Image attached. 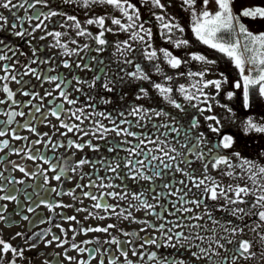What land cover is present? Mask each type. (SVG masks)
<instances>
[{"label":"flooded vegetation","instance_id":"1","mask_svg":"<svg viewBox=\"0 0 264 264\" xmlns=\"http://www.w3.org/2000/svg\"><path fill=\"white\" fill-rule=\"evenodd\" d=\"M146 1L147 0H128V3L134 6L140 13V10L142 12V10L145 9L144 3ZM22 2L23 0H13L14 4ZM138 2L139 5H136ZM29 3H34V0H29ZM213 3L208 5V10L215 12L216 9L213 7ZM49 4L54 10L75 16L77 20L81 22V27L85 30L88 29L89 26L86 23L88 19L98 17L105 18L108 16L107 14H101L103 12L99 5L94 6L90 4L85 7L79 0H77L76 3H65V0H49ZM27 7L28 5H25V8ZM201 9V0H196V11L199 12ZM48 10V8L42 5H37L35 8L29 9L27 13L24 8L12 9L11 12L7 9L0 8V14L8 17L10 22H17L16 17L18 16L20 18L18 25L22 24L24 29L32 32L33 26L39 21L32 20L29 22L26 16H31L38 12L46 13ZM167 12L173 19V23L178 24L180 28L184 29L180 31L176 28L177 32L174 35H187L188 41L189 38L192 40L196 37L192 31L191 9L181 4H176ZM19 30L20 27L18 26L14 31ZM99 30L98 28L97 31L93 32L92 36L79 35L75 23L67 20L66 16H56L44 21V26L36 30L32 36L25 38L13 36L7 26L0 29V40H3L10 48L16 50L15 54H13L12 51L0 53L11 57L9 60H0V76L5 75L3 69L5 65H9L13 70L10 74L16 75L17 79L22 78L24 81H30L28 88L24 89L25 91L34 90L43 96L46 90H51L56 87V83L51 82H44L41 86V82L37 81L34 76L22 75L25 66L30 64L32 68L36 69L43 76L59 75L61 78H66L65 83H69L70 86L65 90L69 93L70 99L77 100L75 105H69L64 102L63 98H59L58 91L53 92V96L44 97L41 113L31 116L30 113H32L34 109L27 104V102L31 100V97H26L19 93L21 85L11 80L7 81L10 89L17 93L15 99L19 102L20 106L17 107L13 105L10 108L9 105L11 101L0 104V129L4 128V121L8 119L6 115L8 111L15 110L25 113L23 117H15L12 123L7 126L8 135L0 137V174L12 180V183H8L7 179L0 181V187L7 188V194L16 197L15 200H0V215L6 217V219L0 220V238L10 243L13 247L23 248L24 258H17L16 264H45L46 260L50 261V264L51 261H58V264H78L79 261H85L88 262V264H99L101 259H103L104 264H109L110 257L116 258V264H127L125 258L117 251V245L103 243L111 238L109 234L89 232L85 235L80 231L81 228L106 227L109 224H114L116 227L110 229L111 236H114L122 242L127 239H136V237L129 238L123 236L122 231L138 233L140 238L158 237L160 235V233L153 231L151 228L141 232L140 229L146 227L144 224L134 223L131 220H124L114 214L105 213L101 210L92 208L94 201L84 197L81 189L77 187L78 184L87 185L90 179L97 180L98 176L105 177L106 175H112L111 173L106 174L104 165L99 163L100 160H111L117 155L121 158H127L128 154L124 151H119L118 153H110L108 151V148L112 147L114 143L125 140L131 141L132 144L136 143L133 137L124 135L117 136L113 131L104 133L106 138L100 139L98 138L99 133L93 135V133L96 132L97 124L103 125L104 128L108 129H112L116 124H119L121 128L140 134L141 132H154L155 129L153 125L169 124L187 129L189 127V118L195 117L199 121V127L192 130V135L196 136V134L200 132L205 134L208 140L207 146L203 147L205 153H207L209 149H212V145L218 143L223 135H231L234 139L232 147L229 149H223L222 147L220 149H212V155H216L218 152L219 155L230 159L233 165H239L241 160L234 155V153L238 152L240 157L251 159L258 164H264V137L258 136L252 131H243L241 129L243 126L242 120L245 124L249 119L255 122H257V119L258 121L264 120V107L254 103L255 98L251 97L254 93L252 87L249 89L247 106H245L244 103L242 108L241 103L238 101L235 104L238 110H232V108H229L231 105L226 104V106L231 109V111L228 109L227 114L234 112L235 116L231 117L230 121L223 123L225 116L222 113H213L212 101L214 98L205 99L202 95L204 88L210 86L204 87V82L207 81V74L222 73V75H224L225 70L217 71L204 64L198 65L196 63H189V60H185L183 56L189 54L190 58H192L193 53L191 51L186 53V51L175 52L174 50H167L183 61L178 68L173 69L167 64L163 57V49H155L153 47V41L156 42L153 37L152 42H150L152 47L150 50H156L158 56L151 62L143 56V49H135L131 39L126 40V38H124L123 41H119L118 35H111L110 32H105L104 39H106L107 44L102 46L103 51L97 52L96 49L101 46L96 43L93 36L98 35ZM54 32L61 33L60 41L67 45V52L71 54H65L66 50L64 48L50 47V45L55 44L56 38L53 35H48V33ZM42 36L45 37V39H41ZM26 41H30L31 46ZM73 41H75V43H73ZM124 41L131 44L134 51L128 52L123 49L118 51L116 47L117 43ZM85 45H87V48L84 47ZM202 45L204 44L202 43ZM3 47L4 44H0V48ZM32 47L37 49L41 59L51 58L50 63L31 64L29 58L35 59V57H32ZM204 47L206 51H210L211 49H209L207 45ZM213 51L216 54H220L225 60V55L223 53L216 50ZM22 53H27V55H23ZM125 59L131 60L133 63H124ZM17 61H19V63H17ZM64 61H68L71 68L63 67ZM78 64L81 65V67H77ZM137 64L148 71L150 75L148 81L135 79L127 75V73L135 70ZM84 65L88 67L85 68L83 67ZM155 65L160 66L162 73L154 71ZM190 73H203V76L191 75ZM166 76H170L172 79L169 81L165 79ZM73 77L79 78L82 82L77 83ZM97 77H99V79H97ZM121 77L123 78L121 79ZM193 78L195 81H193ZM109 81L115 82L114 84H109L110 87H113L112 92H107L104 88V84ZM211 81H213V79H211ZM4 83L5 81H0V100L6 99L5 93L2 91V85ZM155 83L170 87L172 91H175L176 88H180V86L186 89H192L190 94H193L195 98L191 101H187L190 105L186 108L179 99L172 97V99L182 105L183 111L168 103L169 106H173L175 109L173 107L170 108L166 105L164 98L154 87ZM240 83L243 86V82ZM90 85L94 86L90 87ZM33 86H35V88H33ZM189 86H191V88ZM75 89H82V91H76ZM142 89L147 90L146 95L141 91ZM220 89L222 90V86ZM53 97H57V99H53ZM104 100L108 102H102ZM32 104L39 105V100H33ZM55 104H63L65 109V111L60 114V120L50 115V109ZM221 104L225 106V103ZM209 106L211 108L210 111L207 110ZM136 107L150 110L154 109L156 111L149 112L144 117V120L138 121V117L129 114L131 110ZM81 108L84 109V116H82L83 123L71 117L69 112V110L75 112L77 109ZM201 109L205 110L200 111ZM157 111H163L168 115L157 116ZM101 113H103V115H100ZM77 114L79 115V113ZM45 116L47 117L46 119ZM211 116H215L219 119V125L216 124V121L207 119V117ZM107 117H111L112 119ZM173 117L176 119H173ZM61 120L69 124H77L79 127L87 130L89 134L84 135L83 132H72L67 135H61V133L66 132V129L60 127ZM112 120H115V124ZM124 120L130 123H122ZM29 121H31L30 127L37 130L35 133L24 127L25 123ZM137 124H139V126H137ZM211 127H219V133L211 132ZM13 129L16 130L19 136L27 137V139H13L11 135ZM166 130L167 129L161 128V131ZM45 133L47 136L44 135ZM172 137H175V133L170 134V138ZM49 139H51L53 143L63 146L55 150L51 148V145L46 147L45 144ZM153 139H155V137H153ZM180 139H183V136H181ZM5 140L8 141L9 147L7 148L2 145V142ZM37 141L43 142L37 143ZM69 141H75L80 144H86L90 141L93 145L99 147V151H93L88 147H84L82 151L77 150L69 146ZM128 146L127 144L121 145V147ZM148 147L154 148L157 147V145H149ZM29 149H31L33 153L52 159L53 164L59 162L60 166H63L64 161H70L72 165H75L81 159H87L90 163L85 164L83 168H78L75 172L71 170L65 172L61 175V179L57 181L52 179V177L59 174V168H57L56 172H52L48 170V165L44 164L41 160H29L27 158ZM16 150H19V153H17ZM189 158L194 162L190 167H187V171L191 172L193 169L203 168L201 161L195 160L194 157ZM13 163H15L16 167H13ZM19 167H24L29 174L25 175L20 172ZM41 169L46 171L49 178L47 184L44 182L42 174L37 175V173L41 172ZM228 171H234L237 177L241 174L239 167L229 169L225 165H220L218 169H212L210 167L209 175L215 177L217 181L225 186L230 184H239L241 186L245 184L250 185L251 182L247 180L246 177L233 178L225 174ZM81 175L84 176L83 180H81ZM169 178H171V174H169ZM181 179H185V177L180 173H176L175 180L178 181ZM21 181H23V183H21ZM113 182L118 185L121 184L120 180H115ZM105 183H108V181L105 180ZM128 184L130 185V193L131 191L140 189V185H143L145 188L152 187V185L146 181H141L140 184L129 181ZM155 184L159 186L161 181L157 179ZM175 186L179 187L180 185L176 184ZM53 189L56 191H52ZM83 191H91L99 195L101 191L119 192L120 189L84 188ZM155 191H162V188L157 187ZM196 191L195 188L192 189L193 193ZM5 194L4 191H0V196H4ZM74 196L76 197L75 199L73 198ZM146 198L152 204H159L169 211H175V209L171 207V202L175 201L176 197L161 198L157 201L153 199V193L148 192ZM196 198L197 197L193 195L189 196V199ZM252 199V196L246 197L247 201H251ZM104 202L111 205H119V208H128L129 203H136L131 199V194L127 200H116L111 197H105ZM207 204L212 208L214 205H224L225 201L222 199L216 202L209 200ZM60 205H70V207H62ZM239 206L247 208L248 204L228 205V207ZM189 207L193 206L189 205ZM29 208L34 210L29 211ZM119 208L117 209L118 211ZM78 209H87L88 211H78ZM203 210L204 208L202 205L196 212L202 213ZM131 211L137 220L147 219L157 224V226L165 222V219H175V217L167 216V213L163 212L160 207L155 209L156 212L161 213L162 218L160 219L156 216L148 215L143 210L137 211L136 208H132ZM89 212H93L95 215L89 216ZM180 215L183 214L181 213ZM213 215L221 220L222 223H227L228 220H232L235 225L243 227V232L232 237V239L237 242L241 240L251 241L252 251L256 253L255 257L260 261V264H264V256L261 255V253L264 252V245H262L260 236L258 235V233L264 232V222H259L254 214L246 215L242 219H237L236 217L229 216L227 212L220 211H213ZM24 216H27L28 219H23ZM97 216H105L108 218L97 219ZM68 217H75V220H68ZM206 219L207 217H205V220ZM201 223H204V221H201ZM258 224L259 227L257 226ZM245 225L247 226L245 227ZM208 227H213V225L209 223ZM61 229L64 231H61ZM73 229L76 231L74 232ZM246 229L247 231H245ZM253 229H256V231H253ZM17 233H23L24 235L16 236ZM247 233L251 236L246 237ZM54 236L58 237L59 241L53 240ZM13 237L15 238L13 239ZM73 237H75V239H73ZM65 240L68 242L65 243L63 247L57 246L59 242ZM97 240L100 241L99 244L96 243ZM49 241H52L51 245L46 246ZM86 241H92V243H85ZM32 244H36L37 246L32 248ZM74 244L79 245L80 248L92 250V255H89L87 251L81 253L73 248ZM121 247L127 251V259L133 261L134 264H140V261L138 255L134 256L132 254L133 247L144 253L153 251H173L172 249L165 250L163 248L157 250L155 246H146L144 249H140L139 243L135 245L123 243ZM228 247L232 248L233 245H228ZM97 248L101 249V251L97 252ZM65 253L67 256L73 258L72 261L65 258ZM8 255L11 256V253ZM145 260H147V256H145ZM242 264L249 263L243 261Z\"/></svg>","mask_w":264,"mask_h":264},{"label":"snow or ice","instance_id":"2","mask_svg":"<svg viewBox=\"0 0 264 264\" xmlns=\"http://www.w3.org/2000/svg\"><path fill=\"white\" fill-rule=\"evenodd\" d=\"M77 0H65V3H76ZM79 2L87 7L93 3L108 4L116 7L123 16L127 17L129 23L122 24L120 19H113L112 23L119 25L122 30L127 31L132 28L135 29L137 25L135 20L139 18L138 11L128 3V0H79ZM152 2L160 7L164 8V5L161 3V0H152ZM183 5L191 9L192 17V31L194 32L196 38L201 41L204 45H207L209 48L214 49L220 53H223L231 61L234 62L235 67L239 70L240 75L243 80V96L245 101V106L249 99V89L253 86H258L259 94L264 97V32L259 34H254L250 31L245 23L241 22L243 18H251L252 20L261 19L264 20V6H238L236 10H233L234 0H215L216 11L212 12L208 10L209 0H201L202 9L201 11H196V0H182ZM25 5H28L25 8ZM37 5H42L43 7L48 8L49 10L45 12L34 13L31 16H26V19L31 22L32 20L39 21L33 26L32 32H29L27 29H24L22 24L18 25L20 18L17 16V22H10L9 18L0 14V29L7 26L11 34L15 37L25 38L32 36L33 33L44 26V21L51 19L56 16H66L67 20L73 21L76 28L78 29L79 35H89L91 33L87 32L84 28L81 27V22L77 20L75 16L67 15L61 11L54 10L50 4L49 0H34V3H29V0H23L22 3L14 4L13 0H0V8L7 9L9 12L12 9L24 8L27 13L29 9L35 8ZM131 13V14H130ZM157 19L163 21L164 17L157 16ZM88 25L95 24L100 29L98 35L93 36V39L96 43L101 46L96 49L97 52L103 51L104 45L107 44L106 39H104L105 32H110L112 29L105 28V18H90L86 22ZM20 27L19 31H14ZM163 27L169 30L177 28L180 31H183V28H180L178 24L164 23ZM140 32H144L145 35H139L137 32L133 33V39H139L141 42H146L145 37H151V31L145 30L143 25H139ZM48 35H53L56 38L55 44L50 45V47H59L66 50L65 54H71L67 52V45L61 43L60 41V32L48 33ZM242 38V39H241ZM45 39V37H41ZM30 45V41H26ZM75 43V41H73ZM175 46L180 47L182 44H187V41H175ZM0 44H4L3 48H0V53H7L12 51L15 54V49L10 48L3 40H0ZM31 46V45H30ZM87 48V45L84 46ZM117 50L121 51L126 50L128 52L134 51L131 44L127 41L119 42L116 45ZM151 45L145 48L142 51L143 56L151 62L153 59L157 58L158 53L156 50H150ZM163 57L165 58L168 65L171 68L176 69L182 64V60L177 56L173 55L170 51L162 50ZM247 53V55H246ZM27 55V53H22ZM78 54V53H76ZM32 57L31 64L36 63H50L51 58H43L39 56L37 49L32 47ZM9 57L6 54H0V60H9ZM192 59L203 61L205 63H213V61H206L203 55H193ZM19 63V61H17ZM124 63L131 64L133 61L125 59ZM251 63L254 66L259 68V72L255 77H251L245 74V64ZM63 67L71 68V65L68 61H64ZM81 67V65H77ZM83 67L87 68V65ZM3 71L5 72L4 76H0V81H5L2 85V91L6 95L5 100H0V104H5L11 101L9 107L13 105L19 107V102L15 99L17 95L16 92H13L7 81L11 80L15 83L21 85L19 93L31 97V100L27 102L34 111L30 113L31 116H35L37 113H41L43 107V100L46 96H53V92H59V98H63L64 102L69 105H75L77 100L69 98V93L65 90L70 86L69 83H65L66 78H61L59 75L56 76H43L36 69L32 68L31 65H26L25 70L22 75L34 76L37 81L41 82V86L44 82L56 83V87L51 90H46L44 95L41 96L39 92L34 90L25 91V88H28L30 81H24L22 78L17 79L16 75L10 74L13 70L9 65H5ZM54 71V69H53ZM154 71L157 73H162V69L159 65L154 66ZM191 74V73H190ZM128 76L135 79H142L148 81L150 75L142 66L136 65L133 72L127 73ZM191 75H200L203 76V73H195ZM123 77H121L122 79ZM77 83H81L77 77H73ZM99 79V77H97ZM165 79L171 80L170 76H166ZM226 82V80H225ZM114 81H109L104 84V88L107 92H112L113 87H110L109 84H114ZM209 85H214L217 92H219L221 87L220 80L214 81H205L204 87ZM94 86V85H90ZM154 87L158 90L160 95L172 104L175 108L183 111L181 104L177 103L174 99L171 98L170 93L172 89L167 86H163L160 83H155ZM241 83L237 82L235 88H241ZM35 88V86H33ZM76 91H82V89H75ZM147 94L146 89H142ZM180 91L185 93V99L191 101L195 97L193 94L188 93L187 89L183 86H180ZM199 91V89H198ZM229 99L232 98L233 93H227ZM57 99V97H53ZM33 100H39V105L32 104ZM107 103V100L102 101ZM90 106V105H89ZM195 107V105H194ZM201 109L200 111H204ZM207 110H211L210 106ZM65 111L63 104H55L50 109V115L55 117L57 120H60V114ZM151 111H156L154 109H144L142 107H136L131 110L130 115L138 117L139 120H144V117ZM231 111V109H229ZM70 116L76 120L81 121L82 116H84V109H77L75 112L69 110ZM79 113V115L77 114ZM8 119L4 121V128L0 129V137L8 135L7 126L10 125L15 117H23L25 113L23 111L10 110L6 113ZM100 115H103L101 113ZM156 115H168L163 111H157ZM47 117L45 116V119ZM112 119L111 117H107ZM173 119H176L173 117ZM209 120L216 121V124L219 125L220 121L217 117L211 116L207 117ZM115 124V120H112ZM30 123L26 122L24 127L27 130L35 133L37 130L33 127H30ZM122 123H130L127 120L122 121ZM139 126V124H137ZM60 127L66 129V132L61 133V135H67L68 133L83 132L84 135H88V131L79 127L77 124H69L65 121L60 122ZM199 127V121L195 117L189 118V127L187 129L183 127H175L174 125L163 124V125H153L155 129L154 132H141L137 134L136 132L130 131L128 129L121 128L119 124H116L112 129L104 128L103 125L97 124L96 132L93 135L99 133L98 138L104 139V133L113 131L117 136L124 135L127 137H133L136 140L135 144H132L131 141H121L119 143H114L112 147L108 148V151L119 152L124 151L128 154L127 158H121L119 155L113 157L111 160H100L99 163L104 165V170L107 173H111V176L106 175L105 177H97V180H91L87 185L78 184L77 187L81 189L84 197L94 201L92 208L101 210L105 213L114 214L118 217H121L124 220H131L134 223H141L146 225L145 228H141L140 231L144 232L147 229L151 228L153 231L160 233L158 237H148L140 238L138 233L135 232H123L122 235L125 237H136V239H127L126 241H120L119 239L111 236L110 229L116 227L114 224H109L106 227H89L87 229L81 228L85 235L89 232L96 233H105L110 235V239L104 241L106 244L117 245V251L120 252V255L125 258L127 264H134L133 261L128 260L127 251L121 247L123 243L135 245L136 243L140 244V249H144L146 246H155L157 250L163 248L165 250L172 249V252H148L144 253L138 251L135 247L132 249V254L134 256H139L140 264H242L243 261H247L256 256V253L252 251V242L241 240L234 241L232 237L243 232V227L235 225L232 220H228L227 223H222L221 220L217 219L213 215V211L227 212L229 216L236 217L237 219H242L246 215L254 214L259 222H264V164H258L255 161L240 157V154L234 153V155L241 160L239 165H233L231 160L227 157L219 155L217 152L216 155H212V149H229L234 143V139L231 135H223L220 138V141L212 145V149H209L207 153L203 151V147H206L208 140L203 132L197 133L196 136L192 135V130ZM245 127L247 130H254L256 132L264 133V125L259 124L252 119L247 120ZM161 128L167 129L166 131H161ZM102 129V131H101ZM211 132L219 133V127H211ZM175 133V137L170 138V134ZM13 139H27V137H21L16 133V130L13 129L11 132ZM47 136V134H44ZM183 136V139L180 137ZM155 137V139H153ZM43 141H37L41 143ZM122 144L129 145L128 147H121ZM3 147H9L8 141L2 142ZM51 145L53 150L57 149L60 146L57 143H53L51 139L47 141L45 146ZM149 145H157V147L151 148ZM69 146L74 147L77 150H83L84 147H88L93 151H99V147L93 145L90 141L86 144L76 143L75 141H69ZM19 153V150H16ZM189 157H194L195 160H199L203 164L202 169H193L191 172L187 171V167H190L194 162ZM27 158L29 160H41L44 164L48 165V170L56 172L59 168V174L52 177L59 181L61 175L65 172L71 170L75 172L78 168H83L85 164L90 163L87 159H81L75 165H72L70 161H64L63 166H60L59 162L53 164L52 159L46 158L43 155L33 153L31 149L28 150ZM220 165H225L229 169L239 167L241 174L237 177L234 171H228L225 174L233 178H245L251 183L241 186L236 185H222L215 177L209 175V168L218 169ZM13 167H16L13 163ZM19 171L28 175L29 173L25 170L24 167H19ZM150 173V174H149ZM180 173L185 179L176 181L175 174ZM43 175L44 182L47 184L49 178L46 174V171L41 169V172L37 175ZM171 174V178H169ZM84 176L81 175V180ZM8 180V183H12V180L0 174V181ZM159 179L161 184L157 186L155 181ZM105 180L108 183H105ZM120 180L121 184H115L113 181ZM129 181L136 182L140 184L141 181H146L152 185L151 188H145L143 185H140V189L136 191H131ZM23 183V181H21ZM179 184V187L175 185ZM157 187L162 188V191L156 192ZM84 188H119V192H105L101 191L99 195L91 191H83ZM195 188L197 191L192 192V189ZM0 191H4L6 194L0 196V200H15L16 197L13 195H8L7 188L0 187ZM52 191H56L53 189ZM148 192L153 193V199L159 201L161 198L167 197H176V200L171 202V207L175 211H169L166 208H163L162 205L152 204L146 198ZM71 194V193H70ZM131 194V199L136 203H129L128 208H119V205H111L105 203V197H111L116 200H127ZM196 196V199H189V196ZM252 196L251 201H247L246 197ZM76 198L75 196L73 197ZM224 200V205H214L212 208L209 207L207 201L216 202L218 200ZM248 204L247 208L243 207H228V205H240ZM192 205L193 207H189ZM203 205V212L197 213L196 210L200 209ZM62 207H70V205H60ZM157 207L162 208L163 212L167 213V216L175 217L174 220H167L165 222L157 224L145 220H137L131 209L136 208L137 211L143 210L148 215L156 216L158 219L162 218L161 213L156 212ZM119 208V211L117 210ZM29 211L34 209L29 208ZM78 211H88L87 209H78ZM183 215H180V214ZM95 213L89 212V216H94ZM205 217L207 219L205 220ZM97 219H105L108 217L97 216ZM6 217L0 215V220H4ZM23 219L27 220L28 217L24 216ZM68 220H75V217H68ZM204 221V223H201ZM211 223L213 227H208V224ZM247 225H245L246 227ZM259 227V224L257 225ZM61 231H64L61 229ZM75 232L76 230L73 229ZM256 231V229H253ZM23 233H17L16 236H23ZM40 235V234H37ZM262 245H264V232L258 233ZM15 237H13L14 239ZM75 239V237H73ZM53 240L59 241L58 237H53ZM27 242V240H26ZM68 241H62L57 244L58 247H63ZM52 241L48 242L50 246ZM85 243H92V241H86ZM97 244L100 243L99 240L96 241ZM228 245H233L232 248H229ZM37 245L32 244L31 247L35 248ZM73 248L77 249L81 253L87 251L89 255H92V250L86 248H80L79 245H73ZM97 252H100L101 249L97 248ZM11 253V256L8 254ZM264 256V252L261 253ZM147 256V260H145ZM24 258V250L20 247H13L10 243L4 241L0 238V264H16V259ZM65 258L69 261H72V257L67 256L65 253ZM45 264H50V261L46 260ZM51 264H58V261H51ZM78 264H88L85 261H79ZM99 264H104L103 259L100 260ZM109 264H116V258H109Z\"/></svg>","mask_w":264,"mask_h":264},{"label":"rangeland","instance_id":"3","mask_svg":"<svg viewBox=\"0 0 264 264\" xmlns=\"http://www.w3.org/2000/svg\"><path fill=\"white\" fill-rule=\"evenodd\" d=\"M182 1V0H181ZM177 1V0H161V3L164 5V8L161 9L160 7L156 6L152 0H147L144 3L145 9L140 10L139 18L135 20V24L137 27L135 29H128L127 31L122 30L119 25H115L112 23L113 19H120L122 24H128L129 21L127 17L123 16L122 13L114 6L108 5V4H100V3H93L94 6L99 5L101 8V11L103 13L101 14H107L108 16L105 17V27L112 29L110 31L111 35H118L119 41H123L124 38L126 40L131 39L135 49H145L148 47L149 43L152 41V37L155 39L156 42L153 41V47L155 49H163V45L167 46L169 49H173L175 52H181L186 51V53H189L190 51L193 53V55H203L206 59V61H213V63H205L203 61H198L195 59L190 58L189 54H186L183 56L185 60H189V63H196V64H204L206 66H209L213 68L214 70L221 71L225 70V74L222 75V73L219 74H210L208 73L206 76L207 81H211V79L214 80H220L222 90L220 89L219 92H217L214 85H210L207 88H204L203 91V98H214L212 101L213 105V113H222L225 116V120L223 123L230 121L231 117L235 116V113L227 114L228 109L232 108V110H238L237 105L235 104L239 101L241 103V107L243 108L244 96H243V86L239 89L235 88V85L237 82H243L242 77L240 75L239 70L235 67V64L233 61H231L227 56H225V60L221 57L220 54H216L213 50L210 49V51H206L205 45H202V42L198 39L196 40V37L192 40L187 35H174L177 32L176 28H173L171 30V34H169V30L163 27L164 21L166 19H170L166 13L168 10L173 8L176 4L183 5V2ZM215 1V0H214ZM170 3V4H169ZM136 5H139V2L136 3ZM171 5V7H170ZM184 7H187L183 5ZM238 6H264V0H234L233 3V10L235 11ZM213 7L216 9L215 2L213 4ZM209 9V8H208ZM217 10V9H216ZM210 11V10H209ZM159 13V14H158ZM131 14V13H130ZM160 15L164 17V20L161 21L157 19V16ZM152 20L147 22L148 20ZM154 21V22H153ZM241 22L245 23V26L252 31L254 34H259L261 32H264V20L256 19L252 20L251 18H243ZM168 23L174 24L173 19L171 21H168ZM139 25H143V28L145 30L152 31V26H154V29L157 35H151L150 38L145 37L146 42H141L139 39H133V33L137 32L139 35H145L144 32H140ZM98 27L95 24L89 25L88 29H86L87 32L91 33L93 35V32L97 31ZM100 31V30H99ZM162 32L163 35H159V32ZM106 34V33H105ZM175 41H187V44H182L180 47L175 46ZM164 46V48H166ZM206 51V52H205ZM225 63H223V62ZM250 67L252 68L251 63H249ZM251 68L248 70V73L251 71ZM210 79V80H209ZM226 80V82H225ZM193 81L194 78H193ZM234 83V84H233ZM191 85V83H190ZM191 88V86H189ZM188 88V87H187ZM253 95L251 97L255 98L254 103L261 105L264 107V97H262L259 94L258 86H253ZM186 89V88H185ZM188 93H191L192 89H187ZM225 91V94H224ZM232 92L233 96L231 99L228 98L227 93ZM193 93V92H192ZM171 98H177L181 101V103L184 105V107L188 108L190 104H188V100L185 99V93H182L180 91V88H176L175 91H172L170 93ZM165 100V99H164ZM165 103L168 107L172 108L173 106L168 105V101L165 100ZM221 103H225V106ZM170 104V103H169ZM226 104H230L231 107H227ZM174 108V107H173ZM175 109V108H174ZM229 117V118H228ZM257 119V117H256ZM243 126L241 129L243 131H248L244 127L245 122L241 121ZM257 123L264 125V120L258 121ZM250 131V130H249ZM253 133L257 134L258 136L264 137V133L256 132L252 130ZM232 206V205H231ZM241 207V206H239ZM247 231V229L245 230ZM251 235L249 233L246 234V237H250ZM254 240V238H253ZM246 263H252V264H260V261L257 259V257H254L252 259H249L245 261Z\"/></svg>","mask_w":264,"mask_h":264},{"label":"trees","instance_id":"4","mask_svg":"<svg viewBox=\"0 0 264 264\" xmlns=\"http://www.w3.org/2000/svg\"><path fill=\"white\" fill-rule=\"evenodd\" d=\"M242 39V38H241ZM246 55H247V53H246ZM252 65V64H251ZM253 67H254V69H253V71L251 72V74H250V76L251 77H255L257 74H258V72H259V68L257 67V66H254V65H252Z\"/></svg>","mask_w":264,"mask_h":264}]
</instances>
